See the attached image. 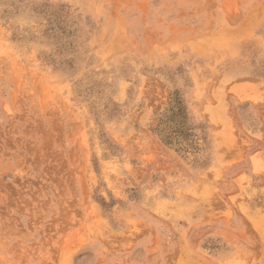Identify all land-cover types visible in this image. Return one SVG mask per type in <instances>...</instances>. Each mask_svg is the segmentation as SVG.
I'll use <instances>...</instances> for the list:
<instances>
[{
    "label": "rangeland",
    "instance_id": "1",
    "mask_svg": "<svg viewBox=\"0 0 264 264\" xmlns=\"http://www.w3.org/2000/svg\"><path fill=\"white\" fill-rule=\"evenodd\" d=\"M0 264H264V0H0Z\"/></svg>",
    "mask_w": 264,
    "mask_h": 264
}]
</instances>
